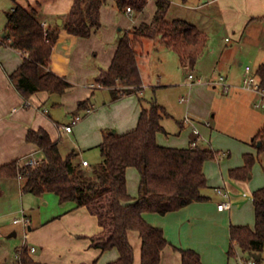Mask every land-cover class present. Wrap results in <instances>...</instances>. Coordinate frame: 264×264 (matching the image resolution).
I'll list each match as a JSON object with an SVG mask.
<instances>
[{
  "label": "crops",
  "instance_id": "crops-1",
  "mask_svg": "<svg viewBox=\"0 0 264 264\" xmlns=\"http://www.w3.org/2000/svg\"><path fill=\"white\" fill-rule=\"evenodd\" d=\"M75 1L0 0V30H2L0 37L5 33L8 14L16 6L28 7L30 4L42 2L41 21L46 24L47 28H59L61 32L53 50L51 69L70 83V87L63 95L43 91L26 98L10 78V75L22 65L25 56L11 46L0 44V167L32 156L37 158L39 154H42L35 143L28 142L27 135L30 130L43 129L59 145L64 157L75 153L77 155L76 164L83 166V161L86 160L89 166H83V168L87 170L92 168L95 165L84 157V153L87 154L90 151L96 153L100 163L99 147L104 141V130L114 129L121 135L134 130L142 108L149 105L150 100L146 97L149 89H152V96L156 99L157 96L160 97L159 100L163 103L160 105L165 107L170 114L169 117L163 119L166 133H159L157 136L160 145L189 148L192 146V140L199 136L198 147L210 149V146L205 147L204 143L208 142L207 137L212 139L215 130L217 133L222 131L217 115L218 112L224 110V101H226V109L229 107V110H237L246 119V126L250 128L248 135L252 137L248 142L249 151L245 154H255L259 145L255 146L253 139L264 128V112L259 111L260 109L264 111V109L256 107V104L261 102V94L257 91L246 90L241 85L242 80L248 75L246 68L250 66L244 67V62H240L236 57L228 62L226 78L231 88L227 92L224 91L226 94L223 100L220 99L219 111L212 114L217 129L213 128V123H207L208 128L204 126L202 128L206 136L203 137L199 121L188 118L191 122L186 123L185 115L174 112L162 92L163 88L166 89L165 85L148 84L142 76L140 96L144 100L140 102V96L137 94L114 99L113 89L97 83V76L100 72L109 69L112 65L122 35L132 31L143 22L152 21L157 10V0H150L143 12L133 11L132 13L127 10L121 11L117 7L118 0H101L102 5L98 12L100 26L92 27L91 34L85 37L73 36L65 29ZM179 1L182 3L180 5L189 11L183 20L197 26L205 37H209L208 32L213 29L216 21L221 27L232 31L240 41L252 35H255V41L264 40V0H188L187 3ZM158 39L160 38L153 41L157 42ZM205 44L206 42L189 50L188 55L195 54L197 57L188 59L183 65L185 68L193 70L198 66V51ZM256 58L259 64H264L262 63L264 62V45L263 47L258 46ZM237 73H241V81L238 82L234 77ZM199 81L202 82L201 79L197 80ZM189 83L188 78L187 84L190 85ZM207 91L209 102L204 108L197 106L192 98L190 101L185 98L183 103L180 100V103H187L186 110L206 118L209 112H212L211 109L217 99L214 97L215 92ZM190 92L193 94V90ZM85 101L87 104L80 108V104ZM87 109L92 111L86 113ZM76 116H81L82 119L73 126L72 132H67L64 126L71 124ZM174 118H179L176 130L167 123V120ZM196 129L200 131L199 135L195 134ZM252 147L254 150L250 149ZM62 148L67 150L66 156ZM127 179L129 193L132 197H137L140 183L138 170L133 167L129 168ZM4 184L6 185L4 187L3 184L0 185V196L6 199L12 198L14 190L11 192L10 188L16 187L13 182H4ZM23 185L24 181L20 180L19 194L22 198L27 195L23 191ZM208 186V189L214 190L216 196L204 193L209 198L207 201L194 202L179 211L164 216L156 213L144 214L147 222L164 230L165 237L171 244L163 251L161 264H183L179 250L188 249L199 253L203 264H255L252 256L249 255L250 260L244 258V252H237L235 257H230L228 252L231 245V225L250 226L251 213L255 216L253 205L255 191L251 192L245 181L234 179L216 187L209 185L208 181ZM16 191L18 192L17 188ZM48 195L39 197L44 205H48L50 199ZM12 201H14L13 198L10 202ZM224 202L230 203V208L221 211L218 206ZM15 213L23 214L27 220L28 225L25 227H28L29 231L25 234L27 242L24 245H28L30 249H36L31 255L39 262L109 264L120 258V252L117 249L103 252L91 246L90 238L99 234L102 228L98 219L85 207L76 208L72 203L65 208V211L52 215L47 220L40 218V213L38 215L33 211L27 213L25 209L16 210ZM16 220L22 219H15L14 225L9 226L12 232L14 231L11 237L17 236L15 225L21 224V222L16 223ZM129 237L135 249V264H142V239L135 231L130 232ZM15 258L20 264L18 255Z\"/></svg>",
  "mask_w": 264,
  "mask_h": 264
},
{
  "label": "trees",
  "instance_id": "trees-1",
  "mask_svg": "<svg viewBox=\"0 0 264 264\" xmlns=\"http://www.w3.org/2000/svg\"><path fill=\"white\" fill-rule=\"evenodd\" d=\"M187 3L188 0H182ZM150 0H118L121 10L132 8L143 12ZM172 1L157 0V10L150 23L143 22L120 38L112 65L97 76V83L113 89L114 99L137 94L140 96L143 83L139 67V49L144 41L160 38L167 47L173 48L184 65L190 49L205 43V35L195 25L185 20H167ZM101 0H76L65 29L76 37L91 34L92 27L98 28ZM42 2L28 7L16 6L8 14V23L2 39L5 44L24 54L22 65L10 78L23 96L46 91L63 95L70 83L53 72L51 58L60 37V29L43 26L41 21ZM89 18V22H87ZM256 77L264 90V64ZM121 87L122 92L118 87ZM140 102L144 100L139 97ZM87 101L80 104L83 108ZM167 109L157 101L143 107L137 127L125 134L113 129L104 130V141L100 145L101 162L84 169L76 164L77 155L64 157L59 145L43 129L30 130L28 142L35 143L43 154L37 168L21 166L14 161L0 167V178L23 177V191L42 197L54 194L61 204L74 203L76 208L85 207L98 219L102 228L90 238L91 246L103 252L117 249L120 258L109 264H135V249L129 234L138 232L142 239V264H161L163 251L171 244L164 230L144 218L145 213L167 215L179 211L194 202L207 201L204 191L209 188L205 164L216 157V151L205 148H175L158 143L159 133H166L163 119L169 117ZM193 139L192 142L196 141ZM258 153L264 152V128L254 137ZM254 154H245V163L229 172L231 179L246 181L257 162ZM135 168L140 175L137 197L128 190L127 171ZM255 225L253 227L231 225L229 256H237V248L244 253L257 254L255 264H264V187L253 194ZM183 264H203L195 250H179ZM31 249L24 245L18 251L20 264H46L35 260ZM96 264V263H95Z\"/></svg>",
  "mask_w": 264,
  "mask_h": 264
},
{
  "label": "rangeland",
  "instance_id": "rangeland-1",
  "mask_svg": "<svg viewBox=\"0 0 264 264\" xmlns=\"http://www.w3.org/2000/svg\"><path fill=\"white\" fill-rule=\"evenodd\" d=\"M171 1L173 2L172 9L167 16V20L170 22L177 19L183 20L189 13L188 9L182 7L180 5L182 3L180 1L178 2V0ZM176 2H178V4ZM253 26L255 27L256 25ZM1 31L2 30H0V32ZM208 35L209 37L206 36L205 38L206 44L198 51V66L194 67L193 70L192 68H185L178 52L173 48L167 47L160 41V39H158L157 42L146 40L144 41L143 46L139 49V67L142 76L145 77V81L148 84H154V86H157L158 84L165 85L166 89L163 88L162 92L171 107H173L174 112L180 115H185V118H192L199 121L203 137L206 136L203 133L202 128L203 126L208 128L206 126L207 123H213V128L217 129L212 114L219 111L221 106L220 99L223 100V97L226 94L221 86H215L208 83L207 80L216 81L220 76L226 77V74H228L227 64L233 57H236L240 62H244V67L246 65L250 66L252 70L247 71V74L256 77V71L261 65L256 58L257 49L258 46L263 47L264 45V40L262 42L255 41V35H252L251 37L249 36L247 39L240 41L234 36L232 31L225 27H221L216 21L214 22L213 29L208 32ZM191 61L194 62L193 60ZM218 63L220 64L218 65ZM190 73H193L196 79V84L192 88L187 84ZM234 77L236 82L241 81V73H237ZM198 79H201L202 82H197ZM243 80L241 84L242 86ZM118 89L121 92L123 90L120 86ZM190 90H193V94L191 92L189 93ZM207 90H212L213 93L215 92L214 97L217 99L213 104L214 107L211 109L212 112H209V116L206 118L193 111L186 110L187 103H180V100L183 97L188 99V101L192 98L197 106L204 108L206 103L209 102ZM152 93V89H149L146 97L150 101L155 100L159 104L162 103L159 100L160 97L157 96L156 99L155 96H152ZM224 102V110L218 112L217 115L219 124L222 126V131L220 130V132L217 133L215 130L212 139L207 137L208 142L204 143L205 147L210 146V149L216 151V157L205 164V173L209 185L212 187L221 186L224 183L231 182L232 179L229 176V172L233 168L244 165V154L249 151L250 146L248 145V142H250L249 140L252 137L248 135V130L250 128L246 126V119L243 118L239 111L229 110V107L226 109V101ZM237 108L240 110L239 107ZM259 111L264 112L262 109ZM177 120H179V118L169 119L167 120V123L176 130L178 128ZM253 148L254 147L250 149L254 150ZM62 149L66 156L67 150L64 148ZM255 150H257L256 147ZM95 154L96 153L90 151L87 154L84 153V157H87L92 165H97L100 159H97V155ZM254 155L258 158L257 162L251 170L250 178L245 181L248 183L251 192L264 187V152L259 154L257 150ZM41 157H43L42 154L37 156L38 159ZM89 170L91 169H88V171ZM4 182H13L14 186L18 189V192L16 191V188H10L11 192L14 190V194L11 196L14 199L12 202H10L12 198L6 199V197H2V195L0 196V264H18V259L15 257L18 254L19 249H21L27 242L25 234L29 229L28 227H25L23 222H21V224L15 225L17 227L15 229L18 233L17 236L11 237L14 231L12 232V228L9 226L14 225L15 219H24L23 214H14V212L16 210L25 209L27 213H31L32 211L36 213V215L40 213V218L47 220L48 217L58 215L65 211V208L72 203H66L65 205L61 204L56 195L49 194L48 196L50 199L48 203L46 202L48 205H44L41 199L34 195L27 194L23 196V198L20 196V180H18V178L12 180L0 178V185L3 184V187L6 186ZM204 193L214 194V190L207 189ZM250 221V226H253L255 216L252 215V213L250 215ZM6 225L7 227H5ZM237 252L242 253L243 251L238 248ZM244 256L246 260H250L249 254L245 253Z\"/></svg>",
  "mask_w": 264,
  "mask_h": 264
},
{
  "label": "built area",
  "instance_id": "built-area-1",
  "mask_svg": "<svg viewBox=\"0 0 264 264\" xmlns=\"http://www.w3.org/2000/svg\"><path fill=\"white\" fill-rule=\"evenodd\" d=\"M127 12L132 13L133 9L128 7L127 8ZM43 26L45 27V29H47V26H46L45 23H43ZM0 44H4V45L9 46L8 44L4 43L2 37H0ZM246 69H247V71H251V67H247ZM189 80H190V83H189L190 86H193L195 84V76L193 74H190L189 75ZM207 82L211 83V84H213L215 86H221L223 91H225V92L229 91L230 88H231V84L228 82V80H227V78L225 76H220L219 79L216 80V81L207 80ZM243 88L246 89V90H249V91H257L258 93H260L261 94V102L257 103L256 107L264 108V90H262L259 87L258 80L256 79V77L254 75L245 76V78L243 80ZM185 100H186L185 98H182L181 102L183 103V102H185ZM91 111H92L91 109H87L86 113H90ZM81 119H82L81 116H76L73 119L71 124L64 126V129L67 132H72L73 126L75 124H77ZM185 122L189 123L191 121H190V119L187 118L185 120ZM194 132H195L196 135L200 134V131L198 129H196ZM196 138H197V140L192 142V146L191 147H193V148H198L197 141H198L199 136H196ZM42 161H43V159H38L35 156H32V157H28V158L23 159L22 161H20V164H21V166H24V167L37 168L42 163ZM83 166H85V167L89 166V162L84 160L83 161ZM19 179L23 180V177L20 175ZM218 208L221 211H223L225 209H229L230 208V203H227V202L221 203L218 206ZM15 222L16 223L23 222V224H25V226L28 225L27 224V220L25 218L23 220H16ZM35 251H36L35 248H31V252L32 253H34Z\"/></svg>",
  "mask_w": 264,
  "mask_h": 264
},
{
  "label": "water",
  "instance_id": "water-1",
  "mask_svg": "<svg viewBox=\"0 0 264 264\" xmlns=\"http://www.w3.org/2000/svg\"><path fill=\"white\" fill-rule=\"evenodd\" d=\"M258 145L260 146V143H259ZM251 256H252L255 260L261 258V256H259V255H257V254H251Z\"/></svg>",
  "mask_w": 264,
  "mask_h": 264
}]
</instances>
